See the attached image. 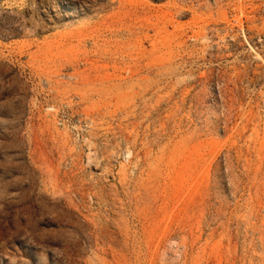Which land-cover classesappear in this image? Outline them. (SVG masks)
Segmentation results:
<instances>
[{
    "label": "rangeland",
    "instance_id": "rangeland-1",
    "mask_svg": "<svg viewBox=\"0 0 264 264\" xmlns=\"http://www.w3.org/2000/svg\"><path fill=\"white\" fill-rule=\"evenodd\" d=\"M0 264H264V0H0Z\"/></svg>",
    "mask_w": 264,
    "mask_h": 264
}]
</instances>
